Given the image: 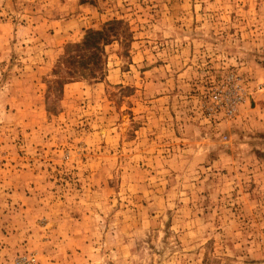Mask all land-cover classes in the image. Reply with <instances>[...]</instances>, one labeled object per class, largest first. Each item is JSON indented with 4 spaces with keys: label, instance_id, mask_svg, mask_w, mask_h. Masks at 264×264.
I'll list each match as a JSON object with an SVG mask.
<instances>
[{
    "label": "rangeland",
    "instance_id": "obj_1",
    "mask_svg": "<svg viewBox=\"0 0 264 264\" xmlns=\"http://www.w3.org/2000/svg\"><path fill=\"white\" fill-rule=\"evenodd\" d=\"M0 264H264V0H0Z\"/></svg>",
    "mask_w": 264,
    "mask_h": 264
},
{
    "label": "built area",
    "instance_id": "obj_2",
    "mask_svg": "<svg viewBox=\"0 0 264 264\" xmlns=\"http://www.w3.org/2000/svg\"><path fill=\"white\" fill-rule=\"evenodd\" d=\"M211 104L208 107V111L210 114H208L210 117L218 118L219 116H222L224 118H231L234 116L236 107V99L234 100H228L226 96L221 94L220 92L215 94L211 100ZM222 112L223 114H218Z\"/></svg>",
    "mask_w": 264,
    "mask_h": 264
},
{
    "label": "trees",
    "instance_id": "obj_3",
    "mask_svg": "<svg viewBox=\"0 0 264 264\" xmlns=\"http://www.w3.org/2000/svg\"><path fill=\"white\" fill-rule=\"evenodd\" d=\"M120 22L119 21H113L111 23H108V35H110V33L115 29V26L117 24H119ZM103 36V33L102 32H98V31H92L90 32L85 41H84V48H88V49H91L93 47H95L96 49H98V46H97V43H98V40ZM109 37L108 36V41H109ZM78 47V46H77ZM98 52L97 51H92L91 52V55H90V60L92 59H98ZM97 61H95L94 64H96ZM84 63V62H83Z\"/></svg>",
    "mask_w": 264,
    "mask_h": 264
}]
</instances>
